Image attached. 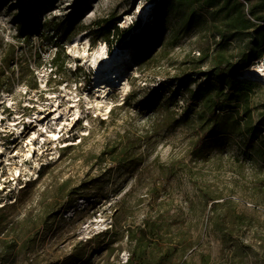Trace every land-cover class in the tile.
Here are the masks:
<instances>
[{"label": "rangeland", "instance_id": "1", "mask_svg": "<svg viewBox=\"0 0 264 264\" xmlns=\"http://www.w3.org/2000/svg\"><path fill=\"white\" fill-rule=\"evenodd\" d=\"M160 1L0 0L3 264H126L134 250L141 264H264V83L247 84L251 119L241 105L219 110L234 114L232 133L212 130V102L190 96L222 82L218 62H239L251 35L215 32L224 0L176 6L165 20L154 17ZM148 2L156 9L145 20ZM244 13L264 16V0H247ZM55 16L86 28L67 41L64 76L49 62L55 46L25 33ZM108 17L120 27L112 44L91 29ZM103 43L127 52L120 65L136 63L105 99L91 65ZM140 227L149 231L142 242Z\"/></svg>", "mask_w": 264, "mask_h": 264}, {"label": "trees", "instance_id": "2", "mask_svg": "<svg viewBox=\"0 0 264 264\" xmlns=\"http://www.w3.org/2000/svg\"><path fill=\"white\" fill-rule=\"evenodd\" d=\"M221 1L222 0H161L160 8L154 17L159 20H165V17L171 10H175L176 6L181 7L185 4L191 5L192 7L199 6L209 10L211 8H217L218 2ZM223 2V7L220 10H217V13H224V19L222 20V24L217 25L215 32L219 33L224 40L230 39V37H233L237 33L249 32L251 35L250 39H248L247 45L240 54L239 62H218L215 72L217 73L219 80L222 82H219V84L216 85H200L195 90H190V96H192L195 101L199 99H208L209 102H212V110L207 117L209 126H211L212 130L218 128L219 130L223 129L224 131L222 132L232 133L231 121L234 114H227L223 117L219 114V110L235 109L241 105L243 115H246L250 119L252 117L253 110L250 109L251 97L246 90L248 88L247 84L253 83L255 80L238 79L236 78V75L239 76V74L246 69L255 66L257 61L264 57V16L256 15L254 16V19L247 16L246 13H244V6L246 5L247 0H224ZM155 9L156 6L152 12L155 11ZM190 17L191 15L187 14L184 19L190 20ZM155 28L159 30L160 23H158V26ZM84 29L86 28L79 26L72 18L60 20L55 16L36 24L29 32H25L24 26H22L18 29V33L23 34L25 32L27 37L30 38L33 31H37L46 44L55 46L56 50L54 51V56L49 62L51 67L56 69H53V74L64 76L68 73V70H71L67 67L69 59V55L66 52L67 41ZM91 29L101 33V36L104 37L105 41L112 44L113 41L110 36L114 35L116 30H120V27L117 24V18L113 17L112 19H109L108 17L96 20ZM125 33H129V29H126ZM16 36L17 38H20L19 35ZM119 39L121 40V36ZM94 42L96 43L97 41L95 40ZM18 47L19 43L10 45L8 52L3 58L4 67L9 68L11 63L15 60ZM39 59L42 61L41 52L39 54ZM205 73L207 74L206 71ZM73 74L76 75L77 78L86 75L81 67H76V71ZM86 77L87 76H85V78ZM86 80L87 83L90 82V75ZM209 80L211 79L209 78ZM60 83L62 82L60 81ZM33 87H39L37 82L33 84ZM237 113L240 114V112ZM132 147H135V145L128 143V145L122 149V155L126 154L128 156ZM122 160L118 161L122 162ZM54 206H56V204ZM147 224L150 226V222H147ZM148 232L147 228L140 227L136 230L138 242H142ZM161 262L165 263L166 261L162 260ZM126 264H141L140 256L137 251L134 250L132 252L131 258Z\"/></svg>", "mask_w": 264, "mask_h": 264}, {"label": "bare ground", "instance_id": "3", "mask_svg": "<svg viewBox=\"0 0 264 264\" xmlns=\"http://www.w3.org/2000/svg\"><path fill=\"white\" fill-rule=\"evenodd\" d=\"M151 3L152 2H148L146 3L148 5L145 4V6L140 8V13L143 15L145 20L153 10V5ZM131 19L132 18L130 17V14H128L126 21H132ZM78 40L79 38L75 41V44L78 43ZM125 55H127V52H124L119 47H117L113 52H108L107 45H104V43L91 55V65L97 69L92 79V83L96 85L103 99L109 95L114 85L122 84L123 78L127 71H123L124 68L126 66L129 68L133 65H136L135 58H128L127 60L125 58L120 65V60L123 57H126ZM128 60L132 61L127 64ZM125 63L126 65L123 66ZM239 78L246 80L254 79L255 81L264 83V60L243 71L241 74H239ZM126 86V88H128V85ZM60 108L61 106L58 104L55 111L59 113L58 110ZM105 108L108 111L111 108V105H106ZM53 136L55 138L58 137L56 133H54ZM33 152L34 150L31 149L30 154L32 155Z\"/></svg>", "mask_w": 264, "mask_h": 264}, {"label": "built area", "instance_id": "4", "mask_svg": "<svg viewBox=\"0 0 264 264\" xmlns=\"http://www.w3.org/2000/svg\"><path fill=\"white\" fill-rule=\"evenodd\" d=\"M0 264H3L2 262H0Z\"/></svg>", "mask_w": 264, "mask_h": 264}]
</instances>
